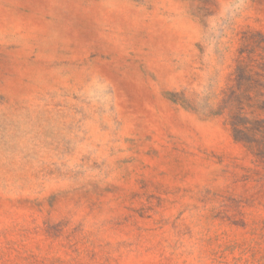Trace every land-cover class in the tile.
<instances>
[{"label": "rangeland", "instance_id": "rangeland-1", "mask_svg": "<svg viewBox=\"0 0 264 264\" xmlns=\"http://www.w3.org/2000/svg\"><path fill=\"white\" fill-rule=\"evenodd\" d=\"M243 98L264 0H0V264H264Z\"/></svg>", "mask_w": 264, "mask_h": 264}, {"label": "trees", "instance_id": "trees-1", "mask_svg": "<svg viewBox=\"0 0 264 264\" xmlns=\"http://www.w3.org/2000/svg\"><path fill=\"white\" fill-rule=\"evenodd\" d=\"M243 96L250 99L248 94ZM244 98L239 106L232 108L230 112L233 136L235 141L243 143L253 154L264 161V118L249 117L244 111Z\"/></svg>", "mask_w": 264, "mask_h": 264}]
</instances>
